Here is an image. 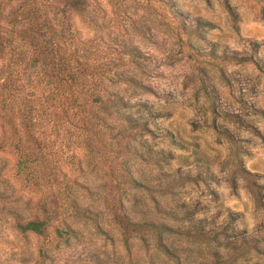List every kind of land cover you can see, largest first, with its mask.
Instances as JSON below:
<instances>
[{"label": "rangeland", "instance_id": "374dc122", "mask_svg": "<svg viewBox=\"0 0 264 264\" xmlns=\"http://www.w3.org/2000/svg\"><path fill=\"white\" fill-rule=\"evenodd\" d=\"M79 2L86 75L120 105L65 94L54 109L17 66L0 110V264H264V0Z\"/></svg>", "mask_w": 264, "mask_h": 264}, {"label": "trees", "instance_id": "16d2710c", "mask_svg": "<svg viewBox=\"0 0 264 264\" xmlns=\"http://www.w3.org/2000/svg\"><path fill=\"white\" fill-rule=\"evenodd\" d=\"M54 1L0 0V110L7 106L5 92L9 90L11 94L12 86L17 81L13 73L20 64H24L27 69L32 68L31 81L43 93H48L46 98L54 102V109L61 107L64 111L62 105L66 95L70 100L85 97L103 109L117 108L120 101L109 99L107 103L110 104L104 102L103 95L91 81L93 77L86 75L90 67L87 61L89 54L86 53L88 49L76 37L78 30L74 28L71 14L74 11L80 18H87L89 4L81 5L79 0H66L65 9H61L65 19L62 21L57 18ZM57 95H65V99L57 101ZM100 118L105 124L104 117ZM18 157L15 163L16 174H24L26 179L32 170L30 160L22 155ZM85 211L89 212L86 208ZM16 220L21 231L38 234L42 233L46 224L45 220L38 217L24 218L17 215ZM157 227L163 231L169 230L167 225ZM68 229L62 228L58 232L63 235ZM162 244L167 255L178 258L176 251Z\"/></svg>", "mask_w": 264, "mask_h": 264}]
</instances>
